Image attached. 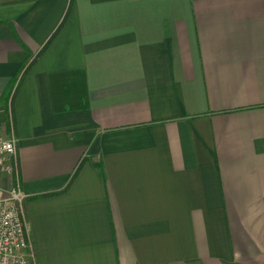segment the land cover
Returning a JSON list of instances; mask_svg holds the SVG:
<instances>
[{
    "label": "crops",
    "instance_id": "crops-1",
    "mask_svg": "<svg viewBox=\"0 0 264 264\" xmlns=\"http://www.w3.org/2000/svg\"><path fill=\"white\" fill-rule=\"evenodd\" d=\"M10 125L35 264H264V0H0Z\"/></svg>",
    "mask_w": 264,
    "mask_h": 264
},
{
    "label": "built area",
    "instance_id": "built-area-1",
    "mask_svg": "<svg viewBox=\"0 0 264 264\" xmlns=\"http://www.w3.org/2000/svg\"><path fill=\"white\" fill-rule=\"evenodd\" d=\"M0 175L7 178L8 187H0V264H35L26 254L28 239L23 221L26 196L20 189L16 139L12 126L0 134Z\"/></svg>",
    "mask_w": 264,
    "mask_h": 264
},
{
    "label": "trees",
    "instance_id": "trees-1",
    "mask_svg": "<svg viewBox=\"0 0 264 264\" xmlns=\"http://www.w3.org/2000/svg\"><path fill=\"white\" fill-rule=\"evenodd\" d=\"M60 24H61V22H60ZM60 24H59V25H60ZM59 25L56 27V29L54 30V32H53V34L50 36V38H51V37L54 35V33L57 31ZM50 38H49V39H50ZM66 186H67V185H65L61 190H58V191H55V192L43 193V194H40V195L31 196V198H34V197H44V196H49V195H52V194L59 193V192H61L63 189H65ZM29 198H30V197H26L25 200H26V199H29Z\"/></svg>",
    "mask_w": 264,
    "mask_h": 264
}]
</instances>
